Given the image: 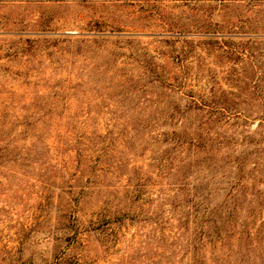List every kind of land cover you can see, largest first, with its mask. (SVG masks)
<instances>
[{
  "label": "rangeland",
  "instance_id": "374dc122",
  "mask_svg": "<svg viewBox=\"0 0 264 264\" xmlns=\"http://www.w3.org/2000/svg\"><path fill=\"white\" fill-rule=\"evenodd\" d=\"M197 261L264 264V0H0V264Z\"/></svg>",
  "mask_w": 264,
  "mask_h": 264
},
{
  "label": "trees",
  "instance_id": "16d2710c",
  "mask_svg": "<svg viewBox=\"0 0 264 264\" xmlns=\"http://www.w3.org/2000/svg\"><path fill=\"white\" fill-rule=\"evenodd\" d=\"M201 144H203V143H201ZM199 145V147L200 148H203V145ZM191 203V202H190ZM194 208H195V213L196 214H198V211H199V209H200V206L199 205H194ZM235 211V210H234ZM195 214V215H196ZM232 215H233V211L231 212V215H230V218L232 217ZM211 221H213V223L214 224H216L217 225V222H216V219L213 217V218H208V219H206L204 222H203V224H201L200 225V228H201V232H200V234L201 235H205V232H203V229H204V227H205V224L206 223H210ZM217 234H216V236H217V239H219V240H222V236L220 235V229H218L217 228ZM207 235V234H206ZM250 237V235L248 234V238ZM199 242V244H200V242H201V239H199L198 238V240H197V238L194 240V242H193V251H194V256H196V254L198 253V249H199V247H198V242ZM213 242V241H212ZM182 262V261H181ZM194 264H203V263H200L199 261H197V262H195Z\"/></svg>",
  "mask_w": 264,
  "mask_h": 264
}]
</instances>
